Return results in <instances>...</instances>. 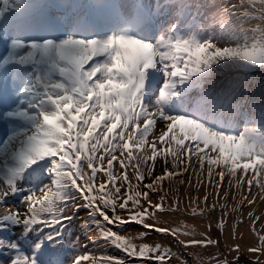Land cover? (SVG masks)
<instances>
[{"label":"snow or ice","instance_id":"snow-or-ice-1","mask_svg":"<svg viewBox=\"0 0 264 264\" xmlns=\"http://www.w3.org/2000/svg\"><path fill=\"white\" fill-rule=\"evenodd\" d=\"M261 175L264 0H0V264H264Z\"/></svg>","mask_w":264,"mask_h":264},{"label":"rangeland","instance_id":"rangeland-1","mask_svg":"<svg viewBox=\"0 0 264 264\" xmlns=\"http://www.w3.org/2000/svg\"><path fill=\"white\" fill-rule=\"evenodd\" d=\"M216 2L218 4H220L221 6H223L224 0H216ZM232 2L233 3H238L239 0H232ZM125 57H127V56L125 55ZM53 79H57V78L53 77ZM249 127L250 128H256L257 125H249ZM241 130H243V128ZM177 131H179V129H177ZM220 170L221 169L218 166H216V165L213 166V176H212V179H213V182L214 183L219 180V177H218L217 173ZM129 171H131V169H129ZM224 171H225V180L223 182V187H224V189L226 191H229L228 176H227L228 170L227 169H224ZM253 171L254 170L252 168H250L248 170V172L245 174L246 178H245V181H244V184H243V187L242 188L236 189V187H235V181H233V186H232V188L230 190V194H229V200H228L229 203H232V195L233 194L236 195V197L238 199H241V198H243L244 196L247 195V193L249 191V188H248V185H247V179H251L252 178ZM239 174H240V170H238V175ZM190 175H191L192 183H193V185H195V182H196V179H197L196 178V175H195L194 172L191 173ZM184 179H186V178H184ZM201 179L205 183H206V181L208 179V176H207V164H205L204 172L202 174ZM258 179H260V181L262 183H264V175H261L260 177H258ZM175 186L176 187H179V194L181 195V197H183V200L185 202H187L188 196L185 193H186V189L188 188V185L185 184L184 186H179V180H177ZM163 187H164V190L165 191H169L171 195H175V193L171 191V186H170L169 181L167 179L163 182ZM212 190H213L212 187L211 186H208V191L209 192H212ZM251 190L257 196V200H256V203L254 205V208L251 209V210H254V212H255L256 215H259V216L262 217V219H264V199H261V195H262L261 194V191H260V189L258 187L255 186V183L253 184V188ZM203 193H204V188L203 187L200 189V192L199 193L196 192L195 188H192L190 190V194L193 197H195L196 195L199 194L201 196V200L203 199ZM220 196H221V201L223 202V193H221ZM248 210H250V209H247V208L245 209V219L247 218V211ZM259 227H260V225L258 224L257 225V228L259 229ZM84 237H86V238L85 239H82ZM81 239L82 240H85V241L87 240V230H85V233L83 235H81ZM91 247H92V245H89V248H91ZM173 250L176 251L175 248ZM108 251L109 252H112L113 249L109 248ZM115 251L118 252L119 249H116ZM212 254H214V252H212V250H209L207 253H205V257L204 258L207 259L208 255H212ZM95 255L100 256L102 254L101 253H95ZM85 264H88V262L86 261Z\"/></svg>","mask_w":264,"mask_h":264},{"label":"bare ground","instance_id":"bare-ground-1","mask_svg":"<svg viewBox=\"0 0 264 264\" xmlns=\"http://www.w3.org/2000/svg\"><path fill=\"white\" fill-rule=\"evenodd\" d=\"M124 54H125L126 56H128L129 53L126 51Z\"/></svg>","mask_w":264,"mask_h":264}]
</instances>
